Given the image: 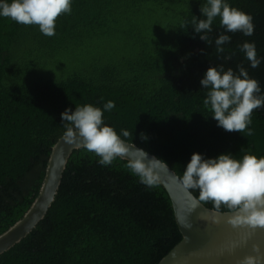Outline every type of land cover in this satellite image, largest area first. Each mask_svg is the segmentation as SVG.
<instances>
[{
  "label": "trees",
  "instance_id": "1",
  "mask_svg": "<svg viewBox=\"0 0 264 264\" xmlns=\"http://www.w3.org/2000/svg\"><path fill=\"white\" fill-rule=\"evenodd\" d=\"M228 2L253 17L252 36L225 32L217 17L200 40L192 21L204 19L206 0H72L51 37L0 18V235L37 198L65 109L114 101L105 123L180 178L193 153L264 156V108L253 111L248 135L218 127L203 104L210 67H243L264 91V62L253 69L240 51L247 41L264 57V0ZM220 34L231 37L223 53ZM99 159L73 153L48 214L0 264H159L182 241L160 183L141 184L121 158Z\"/></svg>",
  "mask_w": 264,
  "mask_h": 264
},
{
  "label": "clouds",
  "instance_id": "2",
  "mask_svg": "<svg viewBox=\"0 0 264 264\" xmlns=\"http://www.w3.org/2000/svg\"><path fill=\"white\" fill-rule=\"evenodd\" d=\"M71 11L72 0H0V18H9L21 25H36L48 37L55 35L57 18ZM200 11L204 19L198 21L194 17L192 23L194 32L202 41L212 31L217 17L225 32H239L249 37L254 34L253 17L232 7L228 0H206ZM229 43L231 37L220 34L215 40L216 52L223 53V46ZM240 51L253 69L264 62V57H258L254 43L244 42ZM200 84L206 91L203 104L211 111V118L218 127L227 132L247 131L248 135L252 134V113L264 108V91L245 68L239 67L236 74L231 68L225 71L222 66L210 67ZM113 108L115 103L110 100L104 103L103 109L91 104L75 107L74 111L65 109L61 113L65 128L62 141L93 152L100 158L98 163L101 166L127 157V168L141 184L149 188L158 185L157 170L168 168L167 164L155 156L149 158L148 152L142 148L127 145L122 139L130 135L127 130L122 129L117 134L113 127L105 123L104 112ZM141 139L146 140L147 137L141 134ZM181 183L186 189L199 193L198 202L212 204L214 223H219L220 216L234 214L227 221L233 228L247 226L253 230L264 229V156L244 155L236 159L227 153L205 158L202 154L193 153L184 168ZM253 251L257 255L246 256L243 264H260L264 259L258 245L253 246Z\"/></svg>",
  "mask_w": 264,
  "mask_h": 264
},
{
  "label": "water",
  "instance_id": "3",
  "mask_svg": "<svg viewBox=\"0 0 264 264\" xmlns=\"http://www.w3.org/2000/svg\"><path fill=\"white\" fill-rule=\"evenodd\" d=\"M125 143L130 147L136 146ZM83 148L69 145L62 139L55 144L44 182L31 208L20 221L0 235V256L29 236L44 220L58 195L71 156ZM148 154L149 158L154 156ZM121 159L127 161V157ZM157 172L159 183L170 197L182 234V241L159 264H243L246 256L257 255L253 251L254 245L260 247V255L264 257V229L253 230L247 226L233 228L227 221L234 214L220 216L219 223H214V210L198 202V198L183 186L175 171L168 166ZM193 205H196L195 209ZM260 264H264V259Z\"/></svg>",
  "mask_w": 264,
  "mask_h": 264
}]
</instances>
